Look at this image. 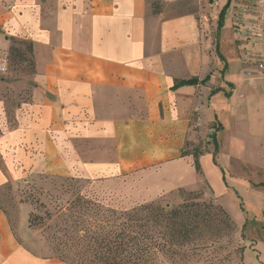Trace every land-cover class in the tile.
<instances>
[{"label":"crops","instance_id":"0c3cea01","mask_svg":"<svg viewBox=\"0 0 264 264\" xmlns=\"http://www.w3.org/2000/svg\"><path fill=\"white\" fill-rule=\"evenodd\" d=\"M227 1L230 28L215 41L202 8L152 14L149 0H0V188L50 174L147 202L205 181L221 205L228 175L264 188V25L255 0ZM206 7L218 25L222 4ZM24 44L30 77L4 58ZM214 131L215 162L208 144L199 175L180 152ZM19 223L0 206V264H66L30 248Z\"/></svg>","mask_w":264,"mask_h":264},{"label":"trees","instance_id":"16d2710c","mask_svg":"<svg viewBox=\"0 0 264 264\" xmlns=\"http://www.w3.org/2000/svg\"><path fill=\"white\" fill-rule=\"evenodd\" d=\"M159 1L149 0L152 14L169 11L164 10ZM188 2L176 0L169 8L181 6L186 9ZM226 7L218 16L217 28L211 32L215 41L222 27ZM189 12L196 11L189 8L181 13ZM26 54L31 58L30 45L23 51L16 46L11 47L4 57L7 68L8 62L10 65L24 62ZM31 66L33 73V58ZM206 80L207 77L201 81L196 78L176 80L173 88L204 84ZM214 134L215 131L208 135L207 141L212 142L211 154L215 162L218 144ZM200 143L186 141L180 152L181 157L192 159L193 168L199 175L202 173L199 158L206 151L201 149ZM49 177L52 176L44 178ZM62 178L68 182L81 180ZM85 189L80 188L77 192L63 190L58 196L51 195L57 203L52 207L54 213L46 203L39 201L43 215L36 212L28 214L30 229L43 227L46 222L54 220L53 224L46 227L47 241L54 253L51 257L66 264H192L195 258L193 252L198 248L205 249V239L211 235L221 238L235 229L228 213L220 205L213 200L202 199L199 193L189 192L182 187L174 190L181 199L178 205L164 206L158 200H151L128 208L104 205L98 197L100 191L94 190L90 194ZM44 192L40 197L50 195ZM242 253L243 247H240L236 252L239 264H243Z\"/></svg>","mask_w":264,"mask_h":264},{"label":"rangeland","instance_id":"374dc122","mask_svg":"<svg viewBox=\"0 0 264 264\" xmlns=\"http://www.w3.org/2000/svg\"><path fill=\"white\" fill-rule=\"evenodd\" d=\"M159 2H161V0ZM189 2V6L186 5L188 6L186 9H183L181 6L169 8L171 3H163L162 7L169 10V14L185 12L189 8L198 12V9L202 8V12L199 10V13L202 17L206 16L205 20L210 23L212 31L216 29L217 23L215 22V18L210 15L211 11L206 7L208 0H189ZM217 2L222 4V12L228 1L217 0ZM222 22V27L224 29L230 28L229 24L231 22L226 11L223 14ZM14 46L22 51L27 47L25 44L22 46ZM24 58V62L15 63L14 65H10V62H8V67L10 72L14 74L30 77L33 74L31 58H29L28 54H26ZM202 138L203 136L201 137L198 135L202 150H206L208 144L211 145L210 147H213L210 140L207 141V138ZM46 175H25L23 180H11L0 188L1 208L9 215V218L13 217V219L20 221L19 233H21L24 238H29L27 241L28 246L46 256L54 255L47 241L48 233L46 229L47 226L53 224L54 220L46 222L43 227H35L34 229L28 227L27 218L30 212H36L40 215L44 213L40 204H38L39 201L41 203H46L47 207H50L51 212L54 213L55 210L52 207L55 204L57 205V203H55L56 201L52 197L58 196L63 190L77 192L80 188L85 187V190L90 194H92L94 190L100 191L101 194L99 193V195H97L100 202L104 205L128 208L131 204L146 202L138 199L134 200L131 195L129 196L130 200L127 198L125 200L120 195L117 196V194H112L109 189L99 183L90 184L89 181L82 179L77 182H68L63 178H59L57 175L50 174L48 175L52 177L45 179L44 177ZM228 177L229 183H231L233 188L229 194L225 195L222 199L223 205L211 196L210 186H208L205 181L201 182L200 186L194 190L185 188L189 192L199 193L202 199L207 201L213 200L216 204L220 205L223 210L228 213L235 227L232 232L225 234L221 238H216L211 235L205 239L207 242L205 249L198 248L193 252L195 258L192 264H239V256L236 252L240 247H243V264H264V188L262 184L258 185L259 183H256L255 186H248L247 182H243L237 178H231L229 175ZM256 182H258V180ZM261 182L264 184V174L261 177ZM40 190H43V192ZM44 191L50 195L40 197L45 193ZM51 195L52 197H50ZM151 200H158L159 203L164 206H166V204L175 206L181 201L175 194V191L167 192ZM151 200L147 202H151ZM65 206L69 207L67 205ZM198 247L200 246L198 245Z\"/></svg>","mask_w":264,"mask_h":264},{"label":"built area","instance_id":"2783aa9c","mask_svg":"<svg viewBox=\"0 0 264 264\" xmlns=\"http://www.w3.org/2000/svg\"><path fill=\"white\" fill-rule=\"evenodd\" d=\"M255 7L258 10V19L264 25V0H255ZM5 69L0 65V72H4ZM247 75H249L247 73Z\"/></svg>","mask_w":264,"mask_h":264}]
</instances>
